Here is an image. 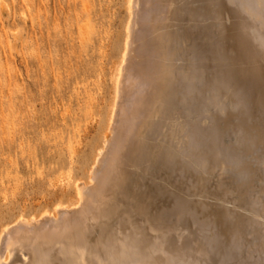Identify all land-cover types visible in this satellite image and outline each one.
Instances as JSON below:
<instances>
[{
	"label": "bare ground",
	"instance_id": "6f19581e",
	"mask_svg": "<svg viewBox=\"0 0 264 264\" xmlns=\"http://www.w3.org/2000/svg\"><path fill=\"white\" fill-rule=\"evenodd\" d=\"M127 6L90 187L4 227L0 264H264V0Z\"/></svg>",
	"mask_w": 264,
	"mask_h": 264
},
{
	"label": "rangeland",
	"instance_id": "374dc122",
	"mask_svg": "<svg viewBox=\"0 0 264 264\" xmlns=\"http://www.w3.org/2000/svg\"><path fill=\"white\" fill-rule=\"evenodd\" d=\"M128 4L0 0V236L19 217L79 208L105 146Z\"/></svg>",
	"mask_w": 264,
	"mask_h": 264
}]
</instances>
